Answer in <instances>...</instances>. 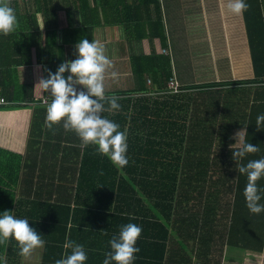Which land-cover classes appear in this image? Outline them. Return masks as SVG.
Instances as JSON below:
<instances>
[{"label":"crops","instance_id":"crops-1","mask_svg":"<svg viewBox=\"0 0 264 264\" xmlns=\"http://www.w3.org/2000/svg\"><path fill=\"white\" fill-rule=\"evenodd\" d=\"M90 1L91 7L94 8L95 5L99 14V24L95 26L91 39L105 46L106 55L113 61V71L118 75L120 67L130 70L134 75L132 57L145 53L148 48L144 44L149 39L159 41V38H164V45L161 46L162 55L166 56L163 50H167L172 77L181 94L180 101L187 108V111H182L181 116L173 118L178 126L173 127L172 132L168 130L166 132L170 136L175 135L174 138H181L179 143L173 142L174 138L170 141L166 140L169 144L165 145L166 152L173 151L174 155L167 157V161L179 166L169 235L173 249L182 248L188 254L185 257L191 259L182 264H206L205 259L198 257V250H201L199 239L203 231L206 228L213 230V240L217 239L214 243L221 244L220 236L230 226L235 209L247 215L246 200L243 195L247 177L236 170L237 165L232 159V150L229 147L236 141L231 137L244 126L249 124L254 126V121L249 117L255 105L260 104L258 108L261 109V114H264L262 98L264 93H258V85L200 89L204 85L215 83L253 80L254 73L243 15L236 16L227 12L225 0H159L161 25L158 26L159 13L155 10L153 0H109V3L107 1L105 4L100 0H93L95 4ZM65 2L70 0H53L52 6L44 11L42 4L38 6L34 0H10V6L17 16L18 26L36 25L37 29L35 34L27 32L32 34L28 38L31 47L26 49L27 51L23 50V53H20L18 46L15 47L12 39H8L7 42L0 38V76H2L0 80L5 78L8 91L11 90L10 86L16 87L17 84L36 85L43 76L45 79L48 78L49 71L53 74L57 71L56 64L39 61L18 65L15 67L16 78L12 76L6 79L4 68L12 66L13 59L23 57L34 60L39 53L41 58H48L49 53L46 54L45 43L42 45L34 43L39 44L40 33L42 36L45 31L54 33L50 37L51 41H54V46L63 47L64 61L76 59L77 43H66L64 40L69 33H73L72 29L82 28L85 21L90 23L96 18L95 15L83 18L79 11L71 8V5L65 13ZM115 11H118L117 15L114 14ZM139 17L143 20L141 23H138ZM118 18L120 20L133 18V21L130 23L127 21L128 25H122L117 22ZM60 22L64 24L63 28L57 27ZM47 49L51 52L53 48ZM4 65L6 67H2ZM205 65H210L213 72H210ZM206 72L209 78H204ZM64 75L66 78L69 73L66 72ZM150 81L146 77L141 84H145L151 91L154 84L149 83ZM140 85L133 76L130 87L122 92L135 91ZM77 89L80 90V86H77ZM0 90L2 91V87ZM118 93L121 91L116 89L114 79L109 78L106 81V96ZM45 95L51 99L47 93ZM33 112L34 109L28 107L0 110V148L23 156L17 177L15 178L7 169L8 178L1 179L8 181L7 188L12 189L16 200L22 201L21 208L24 214L30 210L31 206L28 207V204L31 202L67 203L75 197L80 162H76L74 155L80 158L84 153L79 137L74 132H66L63 122L54 125L52 129L46 128V115L44 119L38 120L41 125L38 124L34 128L29 145L30 118ZM187 112L189 114H185ZM153 121L156 120L152 118L151 122ZM261 130V137L258 135L259 132L254 134V131H247V139H249L247 142L258 146L260 151L248 154L240 163L246 164L248 161L264 158V131ZM151 131H154L155 135L156 126ZM206 171H209L208 174ZM121 175L123 173L119 174ZM91 176L89 175V178ZM257 182L259 185H264L263 178ZM147 183L149 182L141 184ZM239 184L242 190L237 194ZM108 188L111 189L110 186ZM129 190V186L125 184L121 186L117 183L114 195L106 196L107 205H116L115 203L127 199V196H130ZM143 190L145 191L146 188ZM148 191L150 194L153 191L150 184ZM154 201L152 197L134 194L136 215L133 216H137L140 222L144 219L145 225L149 223L150 230L153 218L157 215L156 208H153ZM236 203L241 204L237 206ZM209 210L211 212L207 213ZM240 216L243 217L241 214ZM247 220L246 216L245 223L241 221L236 241H239L243 235L246 237L248 230L252 231V225L248 224ZM142 233L145 235V231ZM88 244L90 249L87 251L88 254L99 255V252H102L104 257V249H107L105 245L98 246L92 240ZM43 255L44 247L35 249L27 259L16 257L9 243L0 245V258H6L7 264H16V259L17 264H41ZM260 255L262 258L259 257ZM100 257L97 256L89 264H103L105 258ZM178 263L179 259L176 258L165 262V264ZM0 264H3V259H0ZM220 264H264V251L255 253L225 245Z\"/></svg>","mask_w":264,"mask_h":264},{"label":"trees","instance_id":"trees-1","mask_svg":"<svg viewBox=\"0 0 264 264\" xmlns=\"http://www.w3.org/2000/svg\"><path fill=\"white\" fill-rule=\"evenodd\" d=\"M100 1L103 4L107 1L109 3V0ZM34 2L38 6L42 4L45 11L48 7L52 6L53 0H34ZM153 3L156 12L159 13L157 20L159 26L161 25L160 2L159 0H153ZM245 3L248 5V8L242 15L253 67V80L215 83L204 85L200 89L213 90L219 87L255 84L258 85V93H264L263 0H245ZM24 4H26L25 1ZM24 4L21 5L23 6ZM64 4L65 13H67L66 10L71 5V8L79 11L83 18L94 15L96 18L90 23L85 21L82 28L72 29L73 33H69L64 42L75 44L85 37L91 41V34L95 26L99 24V14L96 6L94 5V8H92L90 0H70V2H65ZM93 4H95L94 1ZM117 13L118 11H115L114 14L117 15ZM138 19V23L143 21L140 17ZM116 20L122 25H128L130 21H133V18L121 20L118 18ZM63 25L60 22L57 27L63 28ZM36 29V25L33 27L19 25L14 32L15 34H9L8 36L0 34V38L7 42L8 39H12L15 47L18 46L17 48H20V53H23V50H28L31 47L28 38L32 34H27V32L35 34ZM69 29H71L70 26ZM53 34V32L50 34V32L45 31L42 36L40 33L38 34L40 36L39 44L34 42L37 45L45 43L46 54L49 53L48 58H41L39 53L34 60L23 57L13 59L12 66L9 65V68H4L6 79L12 78V76L16 78L15 67L18 65L32 64L33 62L53 63L56 64L58 69L59 65L64 61V54L63 47L54 46V41H51L50 37ZM144 45L148 48L145 53L141 56L135 55L131 59L133 72L138 79L139 85L147 77V79L151 80L149 83L152 82L154 84L153 89L150 91L145 84H141L140 88L138 87L135 91L114 94V96L119 97L118 103L120 104V109L111 113H102L105 118L119 124L121 131H127L128 164L126 167L122 169L116 168L108 157L98 154L95 146L90 145L84 148V153L80 158L78 155H74L76 162H80L77 172L78 186L75 190V197L67 203L47 204L37 201L31 202L28 204V207L31 206L30 210L24 214L25 212L21 208L22 201L16 200L12 189L7 188L8 184L6 185V183L8 181L1 179L8 178L6 175L7 169L14 174L15 178L17 177L23 156L9 153L0 148V214L4 211H11L10 214L16 218L27 219L29 226L41 235V238L45 241L41 264H55V261L63 258L66 252L70 254L71 249L66 250L64 248L66 241H73L76 244L83 245L88 257L85 264H89L97 256H101L100 258L103 259L105 258V253L111 251L109 240L114 235L118 236L121 227L129 223H134L142 228V232L145 231V235L142 233L137 240L136 247L139 248V252L136 253L134 264H165L171 258L179 259L178 264L191 260L185 257L188 254L182 248L179 250L173 249L169 235L173 218L175 192L179 179V166L167 161V157L174 155L173 151L166 152L165 150V145L169 144L166 140L170 141L175 137L173 134H171L172 136L166 134L167 130L172 132L173 127L178 126V123H175V119L173 120V118L181 116L182 111H187V108L180 101V92L178 94L168 93L167 84L174 78L172 77L170 58L167 55V50H163L166 56L162 55L161 46L164 45V38H159V41L153 38L149 39ZM50 47L53 49L51 52H48L47 48ZM43 79H45L44 76ZM0 87H2L0 94L7 102L6 105L0 106V110H17L26 107L34 109L30 118L31 129L28 140V144L30 145V138L34 132V128L38 124L41 125L38 120L44 119V115H46V107L39 106L41 105L39 102L42 99L50 102L51 99L47 98L45 93L41 95L39 92L34 91L35 85L26 86L17 84L16 87L10 86L11 90L8 91L6 89L8 84L5 78H3L0 80ZM262 98L264 99V94ZM29 102H32V104H29ZM20 103H26V106L22 107ZM259 105H255L250 114L249 118L254 121V126L252 127L249 124L247 131H254V134L259 132L258 135L261 137L262 130L258 131L255 123L257 116L261 114V109L258 108ZM107 106L105 104V107ZM152 118L156 121L151 122ZM154 126L157 129L155 135L154 131H151ZM173 142L179 143L181 142V138H174ZM208 172L206 171L207 174ZM120 173H123V175L119 176ZM89 175H92L91 178H89ZM145 182L149 183L141 184ZM117 183L121 186L124 184L129 186L128 195L130 196H127V199L121 202L115 203L116 205H107L106 196L112 197L114 195ZM149 184L153 190L151 194L148 191ZM109 186L111 189L108 188ZM257 186L262 190L260 193L262 198L259 203L264 204V185H259L257 182ZM237 187V194H239L242 186L239 184ZM145 188L146 190L144 191L143 189ZM7 189L9 190L7 191ZM134 194H141L148 198L152 197L155 200L153 208H156L157 215L153 218L151 230L149 223L144 224V219L140 222L137 216H133L136 215L135 204L133 203ZM236 204L240 206L241 203ZM124 205L127 207H124ZM235 210L231 216L230 226L220 236V240H222L221 244L218 243L216 245L214 243L217 239L213 240V230L211 229L206 228L200 236L199 245L201 250H198V257L205 259L206 264H220L222 250L225 245L246 249L255 253H262L264 251V212L256 215L250 213L247 208L246 215L240 210L238 211V209ZM210 212L209 210L207 213ZM246 216L248 218L247 223L252 225V231L248 230L246 237L243 235L239 241H236L235 239L240 232V224L245 223ZM102 230L107 235L103 234ZM90 240L94 244H98V246L105 245L107 247V249H104V257L102 256V252H99V255L88 254L87 251L90 250L88 242ZM8 243L13 247L15 256L19 257L18 253L20 249L17 246V242L10 240ZM259 257L262 258V256Z\"/></svg>","mask_w":264,"mask_h":264},{"label":"clouds","instance_id":"clouds-1","mask_svg":"<svg viewBox=\"0 0 264 264\" xmlns=\"http://www.w3.org/2000/svg\"><path fill=\"white\" fill-rule=\"evenodd\" d=\"M225 8L227 12L240 16L248 5L245 0H225ZM17 27V16L10 6V0H0V34L8 36ZM75 47L76 59L64 61L55 74L49 71L48 78L41 79L35 85L34 91L41 95L47 93L51 97L50 102L45 99L39 102V106H46L45 127L52 129L63 122L66 132H74L79 137L82 148L95 146L98 154L108 157L116 168L122 169L128 164L127 131H121L119 124L102 115L120 109L119 97L105 94L106 81L118 75L113 71V61L99 41L90 42L84 38ZM66 72L69 75L65 78ZM77 86H80V90ZM105 104L108 106L105 107ZM20 105L24 107L26 103ZM255 123L258 131L264 129V114L258 115ZM247 136V126H244L231 137L236 143L229 147L237 165L236 170L247 177L243 193L246 207L250 213L259 215L264 212V204L259 203L262 190L258 188L257 181L264 178V158L240 163L248 154L260 151L258 146L247 142ZM10 213L4 211L0 214V245L15 240L20 249L18 254L27 259L35 249L43 248L45 241L29 226L27 219L16 218ZM141 233L142 228L134 223L122 226L118 236L114 235L109 240L111 251L105 253L103 264H134L136 253L139 252L136 243ZM103 234L107 235L106 232ZM64 248L71 249V253L66 252L55 264H85L88 257L83 245L66 241ZM0 259H3V264H7L6 258Z\"/></svg>","mask_w":264,"mask_h":264},{"label":"rangeland","instance_id":"rangeland-1","mask_svg":"<svg viewBox=\"0 0 264 264\" xmlns=\"http://www.w3.org/2000/svg\"><path fill=\"white\" fill-rule=\"evenodd\" d=\"M206 62H208V61H206ZM205 66L207 67V69L210 70V72H213V69L210 65H205ZM206 74H207V72L205 73L204 78H209L210 76L206 75ZM133 76H134L135 81L138 80L137 77L135 75H133V73L130 72V70L120 67L119 68V75L116 78H114L116 89L118 91L122 92L123 90H125V88L130 87V82H132ZM197 76H198V74H197Z\"/></svg>","mask_w":264,"mask_h":264},{"label":"built area","instance_id":"built-area-1","mask_svg":"<svg viewBox=\"0 0 264 264\" xmlns=\"http://www.w3.org/2000/svg\"><path fill=\"white\" fill-rule=\"evenodd\" d=\"M167 88H168L169 94H178L179 93L178 86L176 85L174 80H171L168 82ZM43 103H45V102L43 101ZM6 104H7V102L5 101L4 97L0 94V106L6 105Z\"/></svg>","mask_w":264,"mask_h":264}]
</instances>
